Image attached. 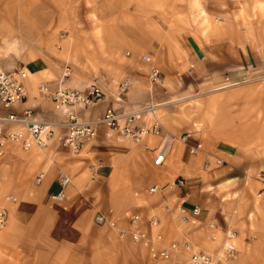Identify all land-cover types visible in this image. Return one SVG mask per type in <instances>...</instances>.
<instances>
[{"label":"crops","instance_id":"obj_1","mask_svg":"<svg viewBox=\"0 0 264 264\" xmlns=\"http://www.w3.org/2000/svg\"><path fill=\"white\" fill-rule=\"evenodd\" d=\"M76 1H81L82 7L74 11L73 27L81 35L99 33L103 29L104 12L96 10L90 0ZM85 2L90 4L89 8L84 7ZM257 3L264 9V0ZM258 4L254 3L253 12L258 22L245 31L227 23L214 26L209 38L194 29L192 32L184 30L174 37L173 47L164 51H151L132 43L131 57L126 62L123 60L126 66L121 71L123 78L120 77L130 81L124 100L116 101V87L107 88L105 98L80 110L79 117L98 122L110 107H114L118 115H124L137 110L139 104L149 102L151 94L147 86L152 84L149 73L154 67L160 68L169 81L197 89L200 95L215 94L220 98L237 91L248 97L251 91L264 112V15L260 14ZM35 46L37 43L27 46L29 53L27 51L19 68L27 74L24 81L27 99L10 109L0 108V117L11 113L21 115L30 110L37 120L55 124L56 134L44 149L23 150L10 144L0 158V206L7 209L13 223L22 209L33 213L24 221L28 222L29 229L33 227L27 251L19 255L14 245L5 248L0 243V264H138V257L133 254L137 248L129 240H119L114 230L96 225L93 220L96 214L106 215L124 229L129 227L130 214H140L144 219L156 216L165 243L187 239L196 251L206 249L205 245L216 238L215 235L227 242V234H235L237 248L243 255L247 239L254 242L264 239V228L260 229L258 217L251 219L246 212L248 207L258 205L256 193L259 190L249 184V177L245 179L248 171L235 162L237 159L229 152L230 144L225 135L203 125L215 98L204 107L202 120L195 117L186 121L173 107L171 114L159 112L160 135L147 136L139 143L102 124L97 125L96 136L78 153H72L59 144L66 133L64 115L54 110L51 100L40 94L37 86L44 83L55 90L61 84L82 91L90 86L94 77L89 81L73 75L62 80L63 65L60 67L47 55L41 56ZM94 46L96 43L92 44ZM119 50V47L113 49L112 53ZM146 54L152 58L150 64L140 61ZM113 61L109 57L106 64ZM0 67L7 71L18 69L3 64ZM110 68L111 74L107 68L108 79L112 81L116 68L112 64ZM251 84L253 87L246 90ZM150 123L151 118L146 116L135 127ZM197 146L201 147L193 153L191 149ZM159 154H163L164 159L156 166L154 159ZM39 174H43V179L36 184ZM62 177L69 178L71 184L64 190L65 199L56 202L51 196L60 191ZM153 187L157 190L151 192ZM6 196L17 198L19 202H5ZM180 208L185 211V226L177 218ZM195 208L198 214L193 216ZM259 218L263 221L264 215ZM32 224L45 226L47 234L42 240L49 241L51 247L44 252L35 249L36 239L32 235L35 225ZM8 233V230L6 234L1 232L0 239L4 235L12 242L20 239L19 231L10 229ZM233 243L235 245V240ZM43 257L46 258L43 260Z\"/></svg>","mask_w":264,"mask_h":264},{"label":"rangeland","instance_id":"obj_2","mask_svg":"<svg viewBox=\"0 0 264 264\" xmlns=\"http://www.w3.org/2000/svg\"><path fill=\"white\" fill-rule=\"evenodd\" d=\"M90 1L94 4L96 10L99 9L105 14L103 17V29L96 34L81 35L73 27V22L75 21L74 11L82 7L81 1L0 0V64L9 67L14 66L13 69H19L22 67L20 62L23 57L29 53L27 46L32 47L34 43H37L35 48L37 47V51H39L41 56L47 55L51 57V59L58 62L60 67L62 64L63 73L65 66H68L70 67L69 76L77 75L79 78H85L89 81L94 77L90 85L95 84L103 91L107 88L113 90L115 87L118 88L122 82L128 81V90L130 81L128 78L121 79L123 78L121 71L126 66L123 60L126 62L131 57L129 55V47L132 43L145 46L151 51H164L173 47L174 37L184 30L192 32L194 29L196 32H200L204 38H209L214 26L227 23L228 26L239 27V30L245 31L258 22V20H255L253 12L255 13L254 3L258 4L259 0ZM86 4L87 2H85L84 7L89 8L90 4ZM257 6L260 14L264 15L262 5L258 4ZM93 43H96V46L92 47ZM67 46H69L68 51H66ZM118 47L120 50L112 53V50ZM149 53L152 54L150 51ZM144 56L149 57L150 61L144 62L142 60L143 56H141L140 61L143 62L142 64H150L152 61L151 56L148 54ZM109 57L113 58L114 61L106 64ZM111 64L116 68L114 75L116 83L113 82L115 81L114 79L112 81L108 79L107 68L110 69L111 74ZM158 69L160 71V81L156 84L149 83L147 86V91L151 94V98H148L149 102L139 105L154 106V117L160 124L161 116L159 112L171 114L172 107L177 113H181L186 121H188V118L191 121L195 117L198 120H202L205 118L202 114L204 107L211 99L215 98L216 101H212L215 103L210 112H207L206 115L208 117L205 118L203 125L208 130L216 133L222 132L225 135L226 140L230 144L229 152L234 156V159H237L235 162L243 165L246 168L245 171H248L245 173V179L249 177V184L256 187L259 190L258 193L263 191L264 142L261 141L264 138L261 139V136L264 137V129H262L264 127V112L259 109L260 102L258 98L251 96V91H249L250 95L248 97L242 96V93L237 91L228 96H220V98L215 96V94L200 95L201 92L197 89L195 91L181 83L176 82L174 84L172 80L169 81L168 77H164L161 69ZM163 78H165V82H163ZM178 79L180 80V76ZM252 87V84L247 85L245 89H251ZM116 92L117 89L114 92V97ZM173 99L177 100L173 101ZM243 110L245 111L243 112ZM149 118L152 119L150 115ZM256 195L258 197L257 193ZM15 199L16 201L13 204L19 202L17 198ZM257 200L259 201L258 205L248 207L246 212L251 219L258 217L257 221L261 223L259 227L263 229L264 219L262 221V218L259 217L264 215V196ZM29 214L30 210L22 209L19 214L20 217L16 218L13 223L10 221L7 211L6 224L0 230V234L1 232L6 234L7 230L9 231L8 234H10V229L20 232V239L16 242H12L6 235L2 237L3 240L0 239V243L5 248H10L11 245H14L15 251L19 255L27 251L28 236L30 235L31 237L33 230V227L29 229L28 222H24ZM32 215L33 213L30 214V216ZM133 215L140 214L133 213L128 218ZM152 217L157 219L156 216H150L147 219L141 216L144 222ZM177 218L181 219V216L179 215ZM31 220L33 223L32 218ZM181 224L183 223L181 222ZM11 225H13L12 228ZM34 225L32 224V226ZM185 225L183 224V226ZM98 226L106 227L110 231L114 230L117 238L121 241L129 240L137 248V250H133V254L138 257V264L182 263L188 255V253L182 251L181 256H175L168 261L155 259L141 245L133 243L130 239H120L117 229L124 228H119L116 224V229L107 225L98 224ZM46 234L44 225L41 227L35 225V233L33 232L32 235H35V249L37 251L44 252L51 247L49 241L42 240ZM217 236L215 235L216 238L211 239L205 245L207 246L206 249L200 248L196 244L203 250H199V252L209 255L214 260L220 258L226 242L225 239L222 240L221 236ZM234 240L237 248V238ZM169 243H176L182 249L183 245L189 243V241L186 239L184 241L168 242L167 244ZM244 247V255L243 251L237 248L233 259L227 262H217V264H264V239L261 242L247 239ZM45 258L43 257L42 259L44 260Z\"/></svg>","mask_w":264,"mask_h":264},{"label":"built area","instance_id":"obj_3","mask_svg":"<svg viewBox=\"0 0 264 264\" xmlns=\"http://www.w3.org/2000/svg\"><path fill=\"white\" fill-rule=\"evenodd\" d=\"M142 60L149 62L150 58L143 56ZM69 74L70 67L65 66L62 80L67 78ZM26 79L27 74L23 69L7 71L0 67V108L10 109L27 99L28 94L24 86ZM149 79L154 84L160 81L158 68L151 69ZM128 85V81H124L118 86L115 94L117 102L120 103L124 100L123 96H125ZM37 90L51 100L55 111L64 115L66 122L63 127L66 133L60 138L59 144L72 153H78L86 142L94 138L97 125L101 124L108 130L130 139L134 143H139L143 138L150 135H160V124L154 117L155 107L152 105L139 106L137 110L124 115H118L116 109L110 107L98 122L81 119L78 115L80 110L90 108L105 98L104 91L95 84L80 91L61 86V84L55 90H50L47 84L40 83ZM149 115L152 117L149 126L135 127L137 122L142 121L144 117ZM55 134V124L37 120L30 110L23 111L21 115L6 114L0 117V158L3 157L7 146L10 144L23 150L44 149L55 139ZM198 149H200V146L191 150L196 153ZM163 159V154L157 155L154 159V165L159 166L162 164ZM217 163L220 164L221 162ZM42 179L43 174H39L35 179V183L39 184ZM70 184L69 178L62 177L59 180L60 191L52 195L51 199L62 202L65 199L64 190ZM156 190L157 187H153L150 191L154 192ZM262 196H264V190L258 193V198ZM5 201L14 203L16 199L8 196L5 197ZM179 213L182 215L181 222L185 224L187 222L184 216L185 211L180 208ZM197 214L198 209H193L192 215L196 216ZM6 219L7 210L0 207V230L4 228ZM94 221L97 224L116 229L115 223L105 215L96 214ZM117 232L120 239H130L133 243L141 245L155 259L168 261L175 256H181L182 251L188 253L184 262L176 264H217V262H227L233 259L236 254L234 248L224 245L220 258L214 260L209 255L194 250L189 243H185L182 249L176 243L167 244L164 242V236L159 230V222L155 217L144 222L140 215H133L129 219L128 229H117ZM234 238L235 234L233 233L227 236L228 240Z\"/></svg>","mask_w":264,"mask_h":264},{"label":"bare ground","instance_id":"obj_4","mask_svg":"<svg viewBox=\"0 0 264 264\" xmlns=\"http://www.w3.org/2000/svg\"><path fill=\"white\" fill-rule=\"evenodd\" d=\"M201 147V146H200ZM230 234V233H229ZM229 234H227L228 236H229ZM235 239V238H234ZM234 239L233 240H228L227 239V242L224 244L226 247L227 246H231L232 248H234V250L236 251V248H235V245H234V243H233V241H234ZM237 252V251H236Z\"/></svg>","mask_w":264,"mask_h":264}]
</instances>
